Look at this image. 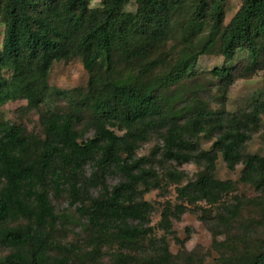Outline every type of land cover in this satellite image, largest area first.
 <instances>
[{"label":"trees","instance_id":"trees-1","mask_svg":"<svg viewBox=\"0 0 264 264\" xmlns=\"http://www.w3.org/2000/svg\"><path fill=\"white\" fill-rule=\"evenodd\" d=\"M132 1L135 10L127 8ZM225 1L102 0V6L95 8L90 0H0V22L5 23L0 48V105L21 98L38 108L45 99L55 61L79 55L86 69L100 59L107 62V71L92 76L87 90L58 92L69 97V107L48 111L42 117L44 139L27 135L20 125L0 122V240L12 249L3 264H74L76 247L53 238L58 215L50 190L54 188L57 195L69 190L77 202L82 195L79 176L88 163L95 169L94 184L102 188L80 209L94 233L95 247L89 254L99 255L103 238H114L129 248L147 237L151 229L144 224L149 221L152 204L139 200L138 194L140 185H157L156 172L146 167L150 158L138 157L136 151L152 134L160 137L163 159L205 166L206 170L179 193L193 203L204 200L220 206L215 219L220 229L230 232L236 223L239 225L241 233H229L221 243L229 251L221 254L218 264H264V236L260 238L257 230L264 219L239 223L244 208L264 209V156L243 152L251 138L249 127L257 125L264 115V99L254 100L249 110L235 114L202 109L182 123L179 115L170 113L160 102L151 84L117 77L113 60L117 51L130 63L145 59L170 40L176 26L187 43L207 27L209 31L194 57L220 43L224 64L215 67L212 74L223 80L227 90L234 82L229 62L240 50L248 52V70L263 57L264 0H243L227 25ZM157 63L147 62L144 69ZM5 69L12 71L10 79L4 76ZM88 110V128L80 131V120ZM114 127L123 133L118 134ZM88 129L93 131L90 137L85 136ZM204 132L216 136L209 150L197 141ZM219 153L231 169L244 165L241 180L255 187L260 196L236 195L233 203L223 200L225 194L236 190V183L214 177ZM111 170L118 172L121 180L110 188L104 178ZM128 200L134 202L132 207L125 206ZM20 219L27 221L24 227L12 225ZM163 223H170L168 211ZM152 247L157 252L149 264H173L165 238Z\"/></svg>","mask_w":264,"mask_h":264},{"label":"rangeland","instance_id":"rangeland-1","mask_svg":"<svg viewBox=\"0 0 264 264\" xmlns=\"http://www.w3.org/2000/svg\"><path fill=\"white\" fill-rule=\"evenodd\" d=\"M242 4L243 0L225 1V25L231 21ZM90 6L101 7L102 0H90ZM127 8L135 10L136 5L132 1ZM208 31L209 29L205 27L196 40L187 43L181 38L180 27L176 26L170 40L164 46L151 51L145 59H133L131 63L124 59L119 51L115 52L113 60L117 77L133 82L141 81L143 85L151 84L157 90L160 102L170 113L179 115L182 123L202 109H212L224 114L249 110L254 100L264 99V54L254 65V69L248 70V52L240 50L235 59L229 62L234 71V82L226 90L223 80L212 74L215 67L224 64L220 43L212 46L206 54L198 55L196 59L194 57V52L201 48ZM4 32L5 23L1 21L0 48ZM151 61L158 63L145 70V63ZM106 71L105 59L98 60L91 69L84 67L79 55L72 56L68 60L55 61L48 75L45 99L40 106L33 108L28 104L27 99L21 98L7 101L0 105V122L20 125L27 135L44 139L42 117L48 111H66L69 107V97L61 96L58 92L87 90L90 78L104 74ZM4 76L10 79L12 71L5 69ZM90 114L89 110L84 112L78 126L80 131L84 127L88 128ZM114 129L118 134L123 133L118 127ZM248 131L251 138L243 152L264 156V115L260 122L250 126ZM92 135V130H86V137ZM215 139L216 136L205 132L197 137L200 147L205 150L211 148ZM161 149L160 137L152 134L136 151L138 157L150 158L146 167L155 170L157 185L151 188H147L146 185L139 187L138 199H144L152 204L149 221L144 224V227L150 228L151 232L147 237L138 240L133 247L123 248L121 242L116 239L103 238L98 247L99 255L93 257L89 254L95 247L94 233L87 225V219L80 209L89 204L91 197H96L102 192V188L93 182L95 169L92 163H88L79 176L82 195L77 202L74 201L69 190L58 195L54 188L50 190L51 201L58 215L53 238L63 245L76 247L78 254L73 256L74 264H149V258L157 252L152 246L161 238H165L168 242L173 264L219 263V257L227 250L221 243L229 233H241L239 225L236 223L234 230L230 232L220 229L215 223V219L220 215V206H211L204 200L193 203L189 198L182 196L179 189L202 174L206 170L205 166L193 161L178 164L174 160H165ZM243 171L242 163L236 165L234 169L229 168L219 153L213 172L214 177L236 183V190L223 196L226 203H233L236 195L252 199L260 196L261 193L255 187L241 180ZM104 179L105 184L111 188L120 182L121 175L111 170ZM133 204L132 200H128L125 206L132 207ZM166 211H168L169 224L163 223ZM249 219H255L257 222L264 219V209L261 206L244 208L240 213L239 223ZM130 223L137 225L139 222L130 221ZM26 224L27 221L24 219L12 223L21 227ZM257 230L261 232L260 238H262L264 225ZM11 252L12 249L0 240V264H3Z\"/></svg>","mask_w":264,"mask_h":264}]
</instances>
